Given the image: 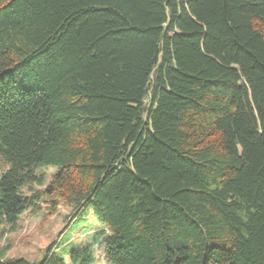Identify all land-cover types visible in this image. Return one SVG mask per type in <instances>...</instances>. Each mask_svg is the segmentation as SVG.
Segmentation results:
<instances>
[{
  "label": "trees",
  "instance_id": "obj_1",
  "mask_svg": "<svg viewBox=\"0 0 264 264\" xmlns=\"http://www.w3.org/2000/svg\"><path fill=\"white\" fill-rule=\"evenodd\" d=\"M43 196L107 264H264V0H0V227Z\"/></svg>",
  "mask_w": 264,
  "mask_h": 264
},
{
  "label": "rangeland",
  "instance_id": "obj_2",
  "mask_svg": "<svg viewBox=\"0 0 264 264\" xmlns=\"http://www.w3.org/2000/svg\"><path fill=\"white\" fill-rule=\"evenodd\" d=\"M40 172L46 175L45 181L49 182L48 180L55 173V169L44 168ZM39 191L43 193L44 188H39ZM49 200L43 196L42 202L38 206L39 210L22 214L15 230L11 231L7 227H0V252L6 249L5 257H22L30 262H38L50 244L65 245V243L72 242L75 245L74 243H84L88 236L92 237L97 234L94 238L98 240L91 248L93 256H95V264H107L102 255L101 246L102 238L105 237L101 232L105 231L97 228L90 216H88V220L92 225L87 220L78 218L77 222L66 230L70 221L67 215L70 211L59 206V209L51 214L47 203Z\"/></svg>",
  "mask_w": 264,
  "mask_h": 264
}]
</instances>
